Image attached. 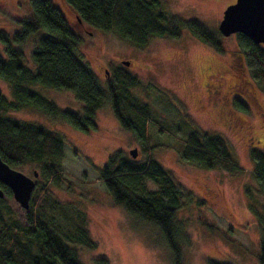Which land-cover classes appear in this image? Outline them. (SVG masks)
I'll return each mask as SVG.
<instances>
[{"label": "rangeland", "instance_id": "1", "mask_svg": "<svg viewBox=\"0 0 264 264\" xmlns=\"http://www.w3.org/2000/svg\"><path fill=\"white\" fill-rule=\"evenodd\" d=\"M29 1L0 0V31L10 35L14 48L22 49L24 64L34 68L31 54L38 35L22 45L13 41L21 30L17 21L30 17ZM52 1L78 34V54L102 86L114 82L121 68L138 81L130 94L149 105L143 141L121 127L108 104L96 111V128L88 132L33 107L8 113L15 120L57 131L64 138V181L58 187H47L49 222L77 251L81 264H98L101 259L109 264H174L159 228L115 204L95 168L117 151L142 163L148 149L179 186L177 191L183 192L182 206L176 212L180 264H260L264 226L258 217L264 216V188L254 174L250 151L264 152V88L254 75V61L239 50L235 35L220 37L222 53L200 42L188 29H182L178 38L155 37L145 47H136L114 33L81 25L67 0ZM234 2L159 0L158 11L170 18L195 19L208 31L218 33L225 9ZM236 55H241V60H236ZM0 56L7 58L1 40ZM219 69L227 72L217 75ZM30 88L61 110L84 112V103L72 92L41 85ZM227 88L231 93L222 99ZM0 92L13 101L10 86L2 79ZM232 96L247 109L236 105ZM192 129L225 138L240 170H208L184 161L179 145ZM134 148L138 150L136 159L129 154ZM14 168L30 177L36 170L32 166ZM147 188L156 187L148 183ZM8 201L18 206L14 198ZM84 232L95 248L79 239Z\"/></svg>", "mask_w": 264, "mask_h": 264}, {"label": "trees", "instance_id": "2", "mask_svg": "<svg viewBox=\"0 0 264 264\" xmlns=\"http://www.w3.org/2000/svg\"><path fill=\"white\" fill-rule=\"evenodd\" d=\"M67 2L76 11L79 23L114 33L136 47H145L155 37L178 38L182 29H188L200 42L220 53L224 51L219 32L208 31L195 19L170 18L158 11L159 0ZM29 3L30 17L17 21L21 30L14 34L13 41L22 45L29 37L38 35L31 54L34 68L24 64L22 49L14 48L10 35L0 31L7 53V58L0 56V79L8 82L13 96V101H8L0 92V157L12 168L32 166L38 178H35L36 187L28 210L12 206L8 201L13 198L11 191L1 185L5 196L0 200V264H81L77 251L49 222L47 187H58L64 181V138L37 123L15 120L8 113L33 107L88 132L96 128V111L108 104L121 127L143 141L147 134L149 105L130 94L129 89L137 86L138 81L121 68L117 69L114 82L105 88L102 86L78 54V34L52 0H30ZM235 38L239 50L254 61V75L264 88V47L241 33L235 34ZM32 85L72 92L84 103L83 114L59 109L40 92L32 90ZM236 105L247 109L242 104ZM179 147L183 160L196 166L208 170L220 168L229 173L240 170L228 141L221 136L192 129ZM146 153L142 163H135L117 151L103 166L95 168L114 203L156 225L172 253L174 264H180L176 212L182 206L183 192L177 191L179 186L152 157L151 150ZM250 158L254 174L264 188V152L252 149ZM148 183L156 188L148 189ZM258 218L264 226V216ZM79 239L86 241L90 249L96 246L87 232L80 233ZM259 260L264 264V230ZM98 264L109 263L101 259Z\"/></svg>", "mask_w": 264, "mask_h": 264}, {"label": "water", "instance_id": "3", "mask_svg": "<svg viewBox=\"0 0 264 264\" xmlns=\"http://www.w3.org/2000/svg\"><path fill=\"white\" fill-rule=\"evenodd\" d=\"M218 31L224 37L241 33L253 43L264 45V0H235L225 9ZM122 63L130 65L129 61ZM129 154L136 159L138 150L131 149ZM33 177L12 168L0 157V200L5 196L4 186L11 191L19 207L28 210L38 173L34 172Z\"/></svg>", "mask_w": 264, "mask_h": 264}, {"label": "flooded vegetation", "instance_id": "4", "mask_svg": "<svg viewBox=\"0 0 264 264\" xmlns=\"http://www.w3.org/2000/svg\"><path fill=\"white\" fill-rule=\"evenodd\" d=\"M81 25H83L82 23H80ZM235 59L236 60H241V56L239 55H236L235 56ZM240 62V61H239ZM239 64H241V63H239ZM242 65V64H241ZM223 70H225L226 72H227V70L226 69H219V71L217 72V70H216V74L218 75V73H219V75H221L222 74V72H223ZM223 76V75H222ZM228 89V92H227V94H224L223 95V97H222V99H225V97L229 94V93H231V91L229 90V88H227ZM216 90V89H215ZM215 95L216 96H218L219 95V91H216L215 92ZM232 99H236V104L238 103V104H242L243 106H245V107H248L247 105H245L244 103H242V102H240V101H238V98H237V96H232Z\"/></svg>", "mask_w": 264, "mask_h": 264}]
</instances>
